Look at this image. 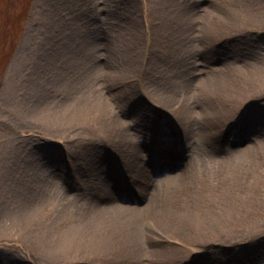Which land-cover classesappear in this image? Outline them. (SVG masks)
I'll list each match as a JSON object with an SVG mask.
<instances>
[{
    "label": "rangeland",
    "instance_id": "1",
    "mask_svg": "<svg viewBox=\"0 0 264 264\" xmlns=\"http://www.w3.org/2000/svg\"><path fill=\"white\" fill-rule=\"evenodd\" d=\"M148 1L0 0V212L12 208L19 195L22 205L26 203V191L18 182L25 173L33 174L28 189L41 200L45 213H50L56 208H76L94 202L77 175L89 171V165L74 168L68 159L80 154L96 155L97 161L98 156L106 160L111 171L119 168L118 157L105 134L90 122L77 124L56 136L59 134L41 127L37 118L28 114L47 99L56 107L64 98L60 94L61 84H55L60 64L65 60L63 52L74 46L68 60L83 61L85 54L83 50L77 52L75 45L77 38L84 37V43L92 46L89 55L93 54L92 59L98 63L104 58L101 49L105 46L114 47L116 55L125 48L136 52V65L142 66L144 74L140 76L138 68V76L126 75L116 83L99 84V88L127 128L135 131L133 144L138 148H143L141 139L145 138L153 149H176L175 155L180 153L176 166L186 165L178 173L189 169L196 175L197 187L207 193L222 189L218 184L228 181L233 167L243 163V159L255 160L244 170V185L257 192L259 209L254 207L243 213L235 241L206 247L202 254L189 258L187 264H264V95L241 103L233 109L223 129H214L203 137L185 129V123L179 122L171 106L160 102L157 96L162 90L165 98L182 97L185 90L176 80L182 79L188 68L192 69L191 77H197L209 72V67L218 68L223 61L245 60L264 65V24L247 27L208 47L195 44L176 51L174 41L155 24L157 11ZM169 1L176 4L178 11L194 4L199 13L201 6L213 0ZM229 1L217 3L223 9ZM146 44L150 52L143 64L140 55L144 54ZM168 61L174 66L171 73L165 71ZM186 61L189 64L185 65ZM68 70L73 79L90 84L89 72L81 68ZM96 72L98 77L99 71ZM77 84L71 79L64 81L62 93L73 94ZM190 92L194 99H200L196 88ZM129 94L131 98H127ZM188 120L195 127L203 119L194 113ZM142 153L145 155L138 156L139 160L147 158L146 152ZM153 153L155 150L151 149L148 155ZM218 156L233 166L221 176L212 164ZM17 166L26 169L18 176ZM31 167L35 170L29 171ZM57 168L61 169L60 176L56 175ZM98 171L103 173L104 167L101 165ZM110 174L113 177V172ZM22 248L0 238V264H22Z\"/></svg>",
    "mask_w": 264,
    "mask_h": 264
},
{
    "label": "bare ground",
    "instance_id": "2",
    "mask_svg": "<svg viewBox=\"0 0 264 264\" xmlns=\"http://www.w3.org/2000/svg\"><path fill=\"white\" fill-rule=\"evenodd\" d=\"M148 4L157 11L155 24L174 41L176 51L195 44L208 47L247 27L264 24L261 0H230L223 9L213 0L201 6L199 13L194 4L184 11L175 10L176 4L169 0H149ZM91 47L84 43V37L77 38L75 49L83 50V61H69L74 46L64 49L65 60L55 79L57 86L61 84L60 94L64 98L56 107L47 99L28 114L37 118L41 127L59 134L56 136L77 124L90 122L105 134L118 157L119 168L111 171L106 160L98 156L97 161L96 155L80 154L68 159L74 168L89 165V171L77 175L94 202L76 208H56L50 213H45L41 200L28 189L33 174L25 173L23 177L27 180L22 177L18 182L26 191V203L22 205L19 195L21 200L17 196L12 208L0 212V238L25 249L22 264H187L189 258L202 254L206 247L235 241L243 213L254 207L259 209L260 205L257 192L244 185V170L255 160L246 158L243 163L231 166L233 172L228 181L218 184L223 188L207 193L197 187L196 175L189 169L178 173L186 165L176 166L180 159V153L175 155L176 149L158 146L153 149L145 138L141 139L143 148H138L133 144L135 131L127 128L99 88V84L116 83L126 75L138 76L139 69L140 76L144 74L142 66L136 65V52L125 48L117 56L114 47L105 46L101 49L104 58L98 63L92 59L93 54L89 55ZM145 49L140 55L143 64L149 58L148 44ZM168 62L165 71L171 73L174 66ZM69 68H81L92 74L90 84L70 77ZM191 70L188 68L187 76L176 80L185 90L182 97L165 98L162 90L157 96L160 102L171 106L179 122L185 123V129L202 137L214 129H223L233 109L241 103L264 95L261 63L223 61L218 68L209 67V72L197 77H191ZM70 79L78 87L74 85L73 94H64L62 84ZM192 88L198 90L200 99L193 98ZM194 113L203 120L215 121L198 120L194 127L188 120ZM151 149L155 153L148 155ZM142 150L147 158L139 160L138 156L145 155ZM222 158L212 160L219 176L231 168ZM101 165L103 173L98 171ZM24 167L17 166V176ZM32 169L35 170L31 167L29 171ZM55 171L60 176L61 169Z\"/></svg>",
    "mask_w": 264,
    "mask_h": 264
}]
</instances>
